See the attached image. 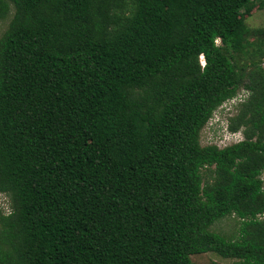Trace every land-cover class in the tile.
<instances>
[{
	"label": "trees",
	"instance_id": "1",
	"mask_svg": "<svg viewBox=\"0 0 264 264\" xmlns=\"http://www.w3.org/2000/svg\"><path fill=\"white\" fill-rule=\"evenodd\" d=\"M264 0H0V264H264ZM264 36V29L258 31ZM249 64L241 65V56ZM244 139L202 145L215 111ZM241 221L237 240L212 230Z\"/></svg>",
	"mask_w": 264,
	"mask_h": 264
},
{
	"label": "rangeland",
	"instance_id": "2",
	"mask_svg": "<svg viewBox=\"0 0 264 264\" xmlns=\"http://www.w3.org/2000/svg\"><path fill=\"white\" fill-rule=\"evenodd\" d=\"M12 13L5 19L0 20V38L8 28ZM245 22L248 27L249 34L246 35V42L250 43L249 51L252 50L255 43L263 42L264 36L258 33L260 29H264V8L256 6L249 15L245 16ZM249 55L241 56L240 64H249ZM264 67V60L263 65ZM248 93L245 89L239 92V95L232 100L225 102L219 107L213 117L206 124L201 133L202 145H217L221 148L234 144L244 139L242 131L231 132L229 129L230 118L237 113L238 105L247 98ZM264 179V174H263ZM11 212V199L8 195L0 193V222L1 215H7ZM241 221L235 216H227L217 221L212 230L225 235L229 239L237 240L241 236ZM195 264H233L236 259L223 258L216 253L208 252L203 254H195L191 256Z\"/></svg>",
	"mask_w": 264,
	"mask_h": 264
}]
</instances>
